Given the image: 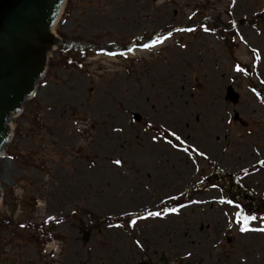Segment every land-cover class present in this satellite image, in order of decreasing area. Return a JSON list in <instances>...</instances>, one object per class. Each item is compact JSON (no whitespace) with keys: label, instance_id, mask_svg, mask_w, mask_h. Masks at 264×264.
Here are the masks:
<instances>
[{"label":"rangeland","instance_id":"rangeland-1","mask_svg":"<svg viewBox=\"0 0 264 264\" xmlns=\"http://www.w3.org/2000/svg\"><path fill=\"white\" fill-rule=\"evenodd\" d=\"M259 16L264 0H65L55 33L66 42L127 45L175 28L150 47L50 52L0 165V264H264V219L241 232L224 183L201 179L210 164L241 173L264 200ZM176 196L172 211L105 224ZM48 217L53 240L38 246L20 223Z\"/></svg>","mask_w":264,"mask_h":264},{"label":"water","instance_id":"water-1","mask_svg":"<svg viewBox=\"0 0 264 264\" xmlns=\"http://www.w3.org/2000/svg\"><path fill=\"white\" fill-rule=\"evenodd\" d=\"M64 2L0 0V165L11 135V119L21 111L35 87L38 89L36 83L46 70L49 51L54 46L82 48L76 42L62 41L54 33ZM238 98V93L228 85L225 99L235 104Z\"/></svg>","mask_w":264,"mask_h":264},{"label":"trees","instance_id":"trees-1","mask_svg":"<svg viewBox=\"0 0 264 264\" xmlns=\"http://www.w3.org/2000/svg\"><path fill=\"white\" fill-rule=\"evenodd\" d=\"M63 52L65 53L64 50ZM76 54L80 55L81 53L76 52ZM68 60L72 61L69 58ZM160 134L166 135V132L162 131ZM210 167H211L212 174L210 175V177L201 178L203 184H207L209 186L214 184L215 186H217L218 184H215V183L221 180V182L224 184L219 185L218 187L220 189L222 188L223 192H226V194H228L227 198L229 200L239 205V208L237 211L243 212V214L246 216L264 217V200L259 197H254L247 187L243 185H239L238 183L239 175L238 174L222 172L213 165H210ZM238 188L239 190H237ZM244 194L247 195V199H243ZM182 200H183V197H174V198H171L161 203L157 209L149 210L148 212H142L139 214H129V215H123L117 218H108V219H105L104 221L106 225H111V224H127L128 225L130 224L132 220L139 218L141 216H144L147 213L156 212L159 210H170L174 208L176 205H178ZM85 213L87 212L85 211ZM56 218L60 219V218H63V216L59 215ZM5 222L7 223V225L10 224V219L8 218L0 219V226L7 227ZM47 224L48 222L46 221L39 223V224L31 223V222L27 223L23 221H21L20 223L21 226H24V227L28 226L30 229L33 230L32 234L35 240H37L38 246L43 245L44 241L49 240L50 238H52V236H54L49 231V229H46Z\"/></svg>","mask_w":264,"mask_h":264},{"label":"snow or ice","instance_id":"snow-or-ice-1","mask_svg":"<svg viewBox=\"0 0 264 264\" xmlns=\"http://www.w3.org/2000/svg\"><path fill=\"white\" fill-rule=\"evenodd\" d=\"M161 41H160V39L159 38H157L156 40H154L153 41V43H160ZM145 47H150V45H145ZM131 50V49H130ZM114 163H117V164H119L120 162L119 161H115ZM227 203H231L230 201H228ZM237 207V209L239 208V205H237L236 206ZM148 215L149 216H156V215H158V213H155V212H150V213H148ZM235 217H236V219L238 220V221H241V225H240V231L241 232H243V231H246L247 230V222L248 221H250V220H252V219H254V217H252V216H246V215H244L243 214V212H241V211H237L236 213H235ZM142 218V217H141ZM51 219V218H50ZM135 220H132L131 222H130V225L129 226H131L132 224H135ZM139 246V245H138Z\"/></svg>","mask_w":264,"mask_h":264},{"label":"bare ground","instance_id":"bare-ground-1","mask_svg":"<svg viewBox=\"0 0 264 264\" xmlns=\"http://www.w3.org/2000/svg\"><path fill=\"white\" fill-rule=\"evenodd\" d=\"M217 122H218V121L213 120L212 123H211L212 127H215L214 129H216L217 126H218V123H217ZM214 129H213V130H214Z\"/></svg>","mask_w":264,"mask_h":264}]
</instances>
